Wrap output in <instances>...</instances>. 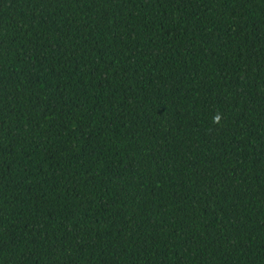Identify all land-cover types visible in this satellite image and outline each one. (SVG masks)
<instances>
[{"label":"trees","instance_id":"16d2710c","mask_svg":"<svg viewBox=\"0 0 264 264\" xmlns=\"http://www.w3.org/2000/svg\"><path fill=\"white\" fill-rule=\"evenodd\" d=\"M0 264H264V0H0Z\"/></svg>","mask_w":264,"mask_h":264}]
</instances>
